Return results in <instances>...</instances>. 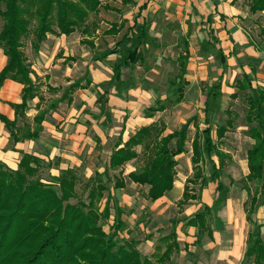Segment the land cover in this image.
Returning a JSON list of instances; mask_svg holds the SVG:
<instances>
[{
  "label": "trees",
  "instance_id": "1",
  "mask_svg": "<svg viewBox=\"0 0 264 264\" xmlns=\"http://www.w3.org/2000/svg\"><path fill=\"white\" fill-rule=\"evenodd\" d=\"M124 1V0H122ZM126 1V0H125ZM249 10L252 13L264 12V0H249ZM101 7V0H0V47L7 60L0 70V85L5 78H10L23 84L20 103H11L15 117H25L27 99L38 96L37 85L31 78L32 69L22 50V38L29 31L32 20L34 38L31 47L38 51L47 34L68 35L78 30L82 38L80 42L94 47L88 37L99 28V21L87 24L90 14H96ZM105 10L116 8L103 6ZM141 8V7H140ZM144 23L136 27L138 43L145 38ZM124 26V22L110 23V27L102 32L104 35L117 34ZM135 26V23L132 27ZM132 27L127 28L122 38L103 52V57L116 53L125 41L133 42ZM264 31V30H263ZM125 50L122 60L113 67L114 77L122 80L123 69L139 61L142 55L139 44ZM181 62V70H183ZM128 77V76H127ZM184 83H186L184 81ZM251 82L244 73L236 80V97L238 91L248 89ZM80 83L74 81L68 86L67 92H72ZM220 83L214 85L210 91L218 90ZM177 101L183 97L182 87L178 88ZM60 99H65L68 93ZM256 96L247 98L248 108L245 118L248 122H255L249 127L253 145L246 152L248 173L245 180L254 181L264 192V116L261 104L264 103L263 88H256ZM103 97L99 95L98 101ZM55 105L52 103L51 107ZM210 102L205 101L204 123L207 125L202 132L196 128L191 141L193 176L185 180L181 198L177 206L195 199L193 186L199 184L202 189L208 181L216 184L217 193L224 192L225 188L219 179V168L223 166V157L226 152L217 147L225 132L233 125V114L226 109L224 124L216 127V142L211 137L208 110ZM159 105L150 107L152 111L163 110ZM46 114L39 110L33 117L34 129L27 133V137H36L41 129V121ZM0 120L10 131L12 142L20 141L23 136L17 133L16 118L8 119L0 114ZM197 127L196 116L188 119L179 129L162 135L165 128L158 123H150L140 127L123 145L120 136L109 156L108 166L102 172L95 171L92 176L86 177L80 167H70L60 170L58 175L48 174L42 177V170L50 167L41 158L22 152L16 168H10L0 161V264H167L170 255L176 249V231L173 228L167 235L162 236L170 240L162 253L155 252L151 257L143 256L136 248L135 241L118 239V232L124 228L119 219V208L115 209V218L109 226V231L103 229V222L109 219V195L101 209L104 191L109 189L111 180L109 169L118 170L113 174V188H124L126 183L120 169L126 162L137 157L135 146L141 145L146 160L139 169L130 171L127 176L133 182L141 185L148 184L146 194L148 199L156 200L170 190L175 179V156L185 151L189 124ZM174 141L173 146L171 145ZM204 155L209 158L211 173L208 178L203 176L200 162ZM216 155L218 164L211 156ZM42 171V172H41ZM248 192V200L243 203L247 222L253 223L252 213L257 204L258 187ZM210 207L204 205L203 210L187 219L185 225L195 226L198 229L196 242L200 236L211 232L208 224L211 214ZM246 249L242 263L251 258L252 264H264V240L260 232L253 237L248 232Z\"/></svg>",
  "mask_w": 264,
  "mask_h": 264
},
{
  "label": "crops",
  "instance_id": "2",
  "mask_svg": "<svg viewBox=\"0 0 264 264\" xmlns=\"http://www.w3.org/2000/svg\"><path fill=\"white\" fill-rule=\"evenodd\" d=\"M171 1L175 5V2L178 0ZM239 1L240 0H183L182 2L184 3V6L182 9H193V11H191L190 15H185L184 22H182V27L178 30V33H176L172 28L173 26H170L169 24L166 27L164 24H158L157 30L152 34L150 31L151 26L148 28V25L151 23V17L148 18L145 12L149 8L154 9L153 6L149 7V0H101V7L96 15L99 20V28L96 30V33H99L100 31L102 33L104 30L108 29L112 22H124L123 28L117 34H103V38L105 39L103 40L104 43L109 46L112 44L113 46L116 41H119L122 38L127 31V28L132 27L135 23V26L132 27L134 41H125L122 46L119 47L118 52L106 55L105 57H108L107 59L114 55V58L118 59L119 57V60H116L112 67L104 69L100 66L102 65V61H100L101 59L95 58L94 61H90L91 50L95 49L97 46L95 43V38L97 37H88V39L92 40L94 44V47H90L88 44L80 42L82 35L78 30L73 31L68 35L47 34V37L41 43L39 50L33 55L37 61L31 65L32 73L30 75L34 83L36 85L40 83L35 77H40V80L46 79L48 87L55 92L60 93V97L67 92L68 86L74 81L79 82L80 86L75 88L72 92H67V98L59 99L57 102L53 103L55 105L54 109L51 107L52 109H50L49 113L45 110L46 114L41 121V129L39 130L38 135L30 138L26 135L35 127L33 117L39 110H44L43 101L41 97H39L41 93H38V96H35L32 99H27V108L24 111L25 117H15L11 103L21 102L23 84L10 78H5L0 85V114L6 116L10 120L16 118L17 133L22 135L23 138L20 141L12 142L10 131L0 120V161L14 169L17 167L22 152H26L41 158L46 163L50 162L51 165L47 168V175H58L60 170L70 167L82 168L86 177L92 176L96 170L102 172L105 168L104 166L102 167V165L105 160L109 162V156L112 149L115 148L114 145L118 136L121 138L119 144L120 147L123 145V142L133 135L140 127L147 126L150 123H165L163 120H158V116L155 113L150 115L151 113L149 112L150 114L144 115L143 113L138 112L137 114L135 107L139 105L140 98L136 97L133 91L123 89L132 76H137V73L135 74L136 69L134 68V65L137 63H139V65L140 63L146 64L147 57L142 53V50L145 47L144 45H149L151 49L156 50L157 52L161 51V49H166L172 52L173 65L176 66V69L178 68L181 73L186 70V73H184V76L186 77L192 76L191 70H193V75H200L199 72H202L205 67V61L202 60L203 55L201 54H203L204 50L206 51L209 48L218 52L221 67H225L227 59L222 48L217 46V41L220 39L219 35L221 33L226 35L229 34L233 38H237L241 35L243 27L238 23L239 19L237 20V16L242 15V7ZM104 5L116 8L117 10H105L103 7ZM246 7L247 10H249L248 4ZM243 14H246V12H243ZM252 14L264 15V12L258 11ZM143 23L145 24L144 30L146 36L140 41V43H138L136 27ZM153 23L155 22L153 21ZM121 32V37L117 38ZM235 32L237 34L236 36L233 35ZM108 39L113 40L111 44ZM137 43L139 44V51L142 58L132 64L128 70L123 69L121 76L124 77L122 80L116 79L113 71L114 65L122 60L125 50H128ZM215 45L216 49L214 48ZM234 45L236 46L237 44L234 43ZM231 46L232 44L230 43V47ZM193 48H195V50L199 48L197 52L200 56H193ZM105 57H103L102 53V58ZM6 60L7 57L4 55L3 49L0 47V70L6 64ZM181 62L183 63V70H181ZM195 67H197L198 71H195ZM194 71L198 73L195 74ZM244 73L249 78L248 72L242 70L240 77L236 80L240 79ZM100 76H105V78L101 79ZM219 76L220 80L217 84L220 83V88L218 90L210 91L214 86L212 85L206 92V100L208 102V97L210 95L216 91H222L221 76H224V73H220ZM99 79L102 81L111 79L113 81L114 85L109 89L108 93L102 91L100 86H98L101 81ZM178 81L180 82L181 79H178ZM184 81L186 83H184ZM189 81L190 83L193 82L188 77H183L182 83L187 85L189 84ZM232 87L235 91L232 90L229 92L230 97H232V93L236 92L235 83ZM182 92L183 97L180 101L184 98L183 88ZM100 94H102L103 97H106L104 105L100 101L99 103H96ZM205 101L203 102L202 109L188 118L190 119L196 116V122L198 123L197 127H195L193 123L189 124V129L190 125H192L194 127V132L196 128L199 132H202L207 126L204 123ZM210 107L208 111H210ZM198 117H200L199 119H201V123L204 125L203 129L199 127ZM208 125H210V120ZM164 128L165 130L162 135L179 129H169L165 126ZM214 132L217 140L216 128ZM211 137L213 139L212 128ZM191 141L190 149L187 152L186 145L189 142L186 140L184 145L185 151L175 156V172L176 166L178 165L177 159L185 152L192 164ZM213 141L216 142L215 140ZM134 148L137 152H139L138 149L142 150L141 145H137ZM214 157L217 158L216 155H212V160L218 164V158L215 160ZM102 158L103 163H101ZM136 158L126 162L120 167V169L123 170L122 176L126 185L124 188H113V184L112 186H109V189L104 191V197L101 201V209L109 195L110 216L109 219L106 220L108 222L107 228L109 229V226L113 223L115 209L119 208V219L124 223V228L118 232V239L122 241H135L136 248L139 252L143 256L151 257L155 252L162 253L165 250L166 244L170 242V240L162 238V236L167 235L171 230L165 229L164 226V230L166 231L162 232L164 230H162L161 227L163 228L162 225H164V223L162 222L161 214L169 207L177 205V201L182 196L185 180L190 177L182 178V176H184L182 173L181 177L179 172L178 174L176 173L177 175L175 174L172 188L165 191L164 194L156 200L152 201L146 196L149 190V185H141L133 182L127 176L130 171L137 168L139 169L140 166L143 165V160H141V164L134 165ZM202 162H200V165ZM245 166L247 167V163ZM192 170L194 173L193 165ZM117 172L114 173V175L117 174ZM208 176L204 177L208 178ZM211 183L213 184V196L217 195L215 190L216 184L214 182ZM206 187L207 186L205 185L203 188ZM207 193L208 192L206 191V194ZM202 201V203L197 205L196 209L194 208L191 211V208H189L190 206H187L183 208L180 215H178L180 217L178 218L179 223L175 229L178 249L172 252L167 264H191L192 262L188 259V255H191L192 253L200 259L208 257V253H210L215 259L226 257L228 260L235 259L236 254L238 253V255L242 254L245 244L244 239L242 240V246L238 250H233L232 248L235 247L231 246L229 251V249H225V241H228L230 238H220L219 231L212 232L211 230L210 234L205 232L200 236L199 243L196 242L198 235L197 227L187 226L185 225V222L195 213L202 211L204 205H208L211 209L210 201H212V198H207V196L204 198V191L202 192ZM200 206H202V208H200ZM226 208L228 210V207ZM230 209L232 211L231 213L236 216L240 214V211H242V215L245 216L244 207H240L239 209L235 202L230 203ZM239 224V222L236 223V229L239 228ZM239 235H237V237L235 236L236 239H234V236L231 239L238 242L240 241V238L238 237ZM213 236L215 237V240L212 239ZM198 262L202 264L201 261Z\"/></svg>",
  "mask_w": 264,
  "mask_h": 264
},
{
  "label": "rangeland",
  "instance_id": "3",
  "mask_svg": "<svg viewBox=\"0 0 264 264\" xmlns=\"http://www.w3.org/2000/svg\"><path fill=\"white\" fill-rule=\"evenodd\" d=\"M182 1L178 0L174 5L171 0H149V7L153 6L154 9L149 8L145 12L148 18L151 17V23L148 25V28L151 26L150 31L152 34H154V31L157 30L158 24H164L165 27L169 24L170 26H173V30L178 33V30L182 27V22H184L185 15H190L191 11H193V9H182L184 6ZM239 3L242 7V15H238L237 20L239 19L240 22L238 21V23H240L243 27L241 35L237 38H233L229 34L228 37V35L221 33L219 35L220 39L217 41V46L222 48L227 59L225 67H221L218 52L216 50L210 48L206 51L204 50L201 55H203L202 60L205 61V67L202 72H199V76L193 75V70H191L192 76L187 77L193 82L190 83L189 81V84L186 85L182 83L183 77L187 78L184 76L186 70L181 73L178 68L176 69V66L173 65L172 52L166 49H161V51L157 52L156 50L151 49L149 45H144V49L141 50L143 55L147 57L146 64L140 63L139 65V63H137L134 65V68L136 69L135 74L137 73V76H132L127 82L125 88H123L127 91H133L135 96L140 98L139 105L135 107L137 114L138 112L143 113L144 115H148L150 113V115H152L155 113L158 116V120H163L165 122L164 124L161 122V126H165L166 128L168 127L169 129H175L180 128L181 125H183V123L190 116H192V114H195L197 111L202 109L203 102L207 99L206 92L209 88H211L210 86L217 84L220 80V73H224V76H221L222 91H216L208 97V100L211 105L209 120L212 128L213 140L216 141L214 132L216 126L224 124L225 122L226 114L224 110L229 108L233 114L232 127L225 132L222 140L217 142L218 148L226 152V157H223V166L219 168V179L225 187V191L221 192V194L216 193L217 195L213 196V184L211 182L208 181L206 184L207 187L202 189H199L198 183L189 184V186H193V194L195 196L199 194V196L181 206L173 205L165 210L161 214L163 220L162 222L164 223V225H162L163 228L161 227V229L164 230V226L167 230H172L173 228L176 229L179 223L178 218H180L178 215H180L182 209L187 206H190L189 208H191V211L194 208L196 209L197 205L203 202L202 192L204 191V198H206V196L207 198H212V201H210L212 213L208 220L210 229L212 232L219 231L220 238H230L228 241H225V249H229L230 251L231 246H233L235 247L232 248L233 250H238L242 246L243 239L245 244L241 254L242 256L238 255L239 253L236 254V258L238 259L235 258L228 260L226 257L215 259L210 253H208V257L200 259L192 253L191 255H188V259L192 262L191 264H200L198 261H201L202 264H252L251 258L246 259L242 263L244 251L247 246V234L249 232L254 237L259 231L262 239L264 240V192L259 188V184L256 182L244 179L248 172V168L245 166L247 163L246 152L254 143V140L250 136L249 127L255 123H250L245 118L248 108L247 98L249 96L255 97V90L258 87H261L264 90V15L250 13L246 7L248 0H240ZM243 12H246V14H243ZM95 21H99L96 14H90L87 18V24L91 25L92 22ZM153 21L155 23H153ZM1 25L2 19L0 18V28ZM34 25L35 20H32L28 33L22 38V50L27 57V62L30 64V67L32 64L37 62L33 56L37 51L31 47V41L34 38ZM122 32L117 36V38L121 37ZM233 35L236 36V32L233 33ZM92 37H97L95 38L97 46L95 49L91 50L90 61H94L95 58H99L101 59L100 61H102V65L100 66L103 69L112 67L114 62L119 60V57L117 59L114 58V55H112L109 59H107L108 57L102 58V53L112 47L111 43L113 40L108 39L111 44L110 46L104 43L103 40L105 39L103 38L101 31L99 33H96L95 31V33H92L89 38ZM230 43L232 44L231 47ZM234 43L237 45L235 46ZM214 48L216 49V45ZM198 49L199 48L195 50V48H193L194 57L200 56L197 52ZM242 70H246L248 72L251 85L248 89L239 91L235 98L230 97L229 92L232 90L235 91L232 85L235 83V80L240 77ZM195 71H198L197 67H195ZM197 73L198 72H195V74ZM39 78L35 77L37 81H40V83L37 84V90L38 93H41L39 97H41L43 101L44 110L49 113L50 109H52L51 104L60 99V93L50 89L46 83V79L40 80ZM100 78L104 79L105 76H100ZM178 79H181V81L179 82ZM101 81H98V86H100L102 91L108 93L109 89H111L114 85L113 81L111 79ZM179 86L183 88L184 98L182 101L178 102L177 96ZM105 100L106 97H103L100 102L104 105ZM96 103H99V101L96 100ZM159 105H163L165 109L158 112H154L149 109L151 106L157 107ZM261 106L263 111L262 114L264 116V103H262ZM199 118L200 117H198L199 127L203 129L204 125L201 123L202 121ZM193 134L194 127L190 125L187 139L189 143L186 145V152L190 149V141ZM173 144L174 143L172 141L171 145L173 146ZM138 150L139 152L134 161V165L141 164V160H143L144 163L146 160L144 151L141 149ZM185 153L181 157H178V165L176 166V173L178 174L179 172L180 177L182 173L184 175L182 178L193 176L192 164ZM214 158L217 160L216 157ZM101 161V163H103V158ZM103 166H108V162L106 160L104 161L102 167ZM201 168L203 169V176L206 177L209 173H211L210 161L206 155H204ZM118 170L119 169L113 171L112 169H109V175L111 177V180L108 182L109 186H112V176ZM42 171V177L48 178V175L46 174L47 169H45V171L43 169ZM256 186L258 187L257 204L254 212L252 213L253 223H250L245 220V216L242 215V211L239 210L240 214L238 216L232 214L230 203L235 202L239 209L240 207L243 208L242 204L245 200H248L247 191L251 193L254 191ZM206 191L208 192V195L206 194ZM226 207H228V210ZM200 208H202V206H200ZM237 222L240 223L238 229H236ZM107 223V221L103 222V228L106 232L109 230L107 228ZM165 231L166 230L162 232ZM237 235H239L238 237L240 238V241L238 242L234 240ZM233 236L236 237L231 239ZM212 239L215 240V237L213 236Z\"/></svg>",
  "mask_w": 264,
  "mask_h": 264
}]
</instances>
